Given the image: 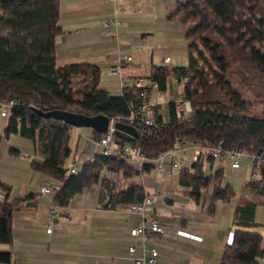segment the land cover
Listing matches in <instances>:
<instances>
[{"label": "trees", "instance_id": "trees-1", "mask_svg": "<svg viewBox=\"0 0 264 264\" xmlns=\"http://www.w3.org/2000/svg\"><path fill=\"white\" fill-rule=\"evenodd\" d=\"M167 18L180 20L185 28L187 63L152 65L148 77L158 89L174 77L181 84L180 97L190 101L191 113L178 116L171 100L167 121L155 109L153 125L131 122L138 135L131 141L115 136V142L127 143L153 159L175 140L196 143L197 158L179 168V190L202 204L208 200L210 210L217 201L233 199L235 190L225 182L222 166L212 170L214 158L208 146L261 155V162L252 165L256 174L241 186L243 195L233 211L232 240L224 246L220 263L262 264L264 237L251 228L258 225L257 204H264V0H175ZM61 31L59 0H0V99H16L6 116L3 136L18 132L31 142L40 160H31L30 165L60 181L52 198L54 206L60 207L96 183L102 171L133 175L139 169L122 158L99 153L78 172H71L64 161L73 126L35 109L104 113L122 120L136 105L140 90L133 83L123 85L119 95L101 89L99 67L90 62L57 65L55 43ZM146 90L150 95L151 89ZM94 134L100 138L102 133ZM151 166L145 163L142 169ZM0 186L9 188L4 182ZM36 196L29 192L0 200V243L11 244L13 211L34 207ZM146 197L150 194L142 183L132 181L126 190L109 186L104 205L125 208ZM10 260V250L0 249V262Z\"/></svg>", "mask_w": 264, "mask_h": 264}, {"label": "crops", "instance_id": "crops-1", "mask_svg": "<svg viewBox=\"0 0 264 264\" xmlns=\"http://www.w3.org/2000/svg\"><path fill=\"white\" fill-rule=\"evenodd\" d=\"M174 1L59 0L62 31L56 36V64L80 61L95 64L100 70L99 87L116 95L121 93L123 81L148 77L152 65L186 64L185 28L180 20L167 18ZM114 6L118 7L121 19L120 48L106 37L101 26V20ZM126 50L132 60L124 62L120 72H110L108 67L114 63L116 54ZM165 56H169L167 63ZM149 88L154 111L167 121L169 101L180 97L181 84L170 77L164 89ZM166 91L176 94L166 100L165 112L159 99ZM5 124L6 117L0 118V182L9 188L0 186V200L29 192L37 196L34 207L13 211L12 242L0 243V249L10 250L11 260L0 264H131L132 254L127 252L130 244L137 245L135 254H140L142 244L155 246L160 252L159 264H221L222 250L232 240L233 211L237 198L243 195L241 186L251 174H256L252 167L251 171L246 167L248 162L232 172L224 171V180L233 187L235 196L229 202L217 201L211 210L208 200L202 204L179 190V168L189 166L199 153L200 148L192 146L176 150L172 158L164 155L162 170L151 166L133 175L102 171L96 183L83 188L67 206L60 207L52 203L55 193H42L37 188L41 172L33 169L30 161L40 158L31 142L18 132L3 136ZM94 131L90 126L70 129V150L64 161L69 170L77 167L79 171L83 163L101 153L102 146ZM173 162L177 165L173 166ZM216 165L220 163L214 159L212 170ZM206 167H210L209 161ZM132 181H140L150 194L151 202L144 206L143 216L127 212L126 207L111 209L104 205L109 186L126 190ZM53 206L55 210L50 217ZM151 217L164 226L167 236L157 232L147 234L144 239L130 235L131 226ZM255 219L258 225L251 229L264 227V204H257ZM49 224L52 228L48 232ZM260 262L264 264V258Z\"/></svg>", "mask_w": 264, "mask_h": 264}, {"label": "built area", "instance_id": "built-area-1", "mask_svg": "<svg viewBox=\"0 0 264 264\" xmlns=\"http://www.w3.org/2000/svg\"><path fill=\"white\" fill-rule=\"evenodd\" d=\"M114 2V0H111ZM118 7L114 6L110 14L101 20V26L105 31V35L109 40H112L120 48L122 46L120 40V24L121 19L118 15ZM132 60V55L129 51H122L116 54L115 61L112 63L108 70L110 72L118 73L121 71L122 64L124 62H129ZM169 61V56L164 57V63ZM127 83H133L137 87H140L138 92V101L136 105L130 107L129 114L126 117H123L121 121L124 122H136L140 125L151 126L155 123L154 119V102L151 97L147 94V87H157V82L151 77H133L129 82L123 81L122 85ZM16 104V99L13 97L2 98L0 99V118H5L10 108ZM174 107L176 114L178 116H188L191 113V104L188 99H183L177 97L174 99ZM117 119L113 116H109L108 125L106 131L102 132L100 138H98V143L102 146L101 153L106 155H113L117 158H122L126 163L134 165L138 169H142L145 163H154L155 168L162 170L164 166V155H167L169 158H172L174 152L178 149H185L188 146L193 148H199V146L194 142L175 140L172 146L161 153L156 158H148L143 153H140L136 148H133L128 145H118L115 142V122ZM208 153L217 160L220 165L223 167L224 171L232 172L236 170L240 165L243 158L251 164H259L262 160V156L258 154L245 153L238 149H230L224 151L220 145L215 147L208 146ZM173 166H176V162L172 163ZM71 172H78L77 167H72ZM60 181L47 175L41 173L39 180L37 181V188L46 194H53L56 192L57 187L59 186ZM151 202L150 197H146L143 201L139 203H134L128 205L125 209L127 212H134L141 216L144 214V206ZM54 206L51 207L49 213H54ZM52 224H49L46 230L51 231ZM152 232H157L162 236H167L168 231L164 228L162 224L158 222L155 217H151L149 221L141 220L138 223L130 227L129 233L132 236H142L144 237ZM180 231H177V233ZM182 233V231H181ZM138 249L136 244H130L127 246V252L132 254V263L131 264H159L160 252L155 246H147L142 244L140 254H135Z\"/></svg>", "mask_w": 264, "mask_h": 264}, {"label": "water", "instance_id": "water-1", "mask_svg": "<svg viewBox=\"0 0 264 264\" xmlns=\"http://www.w3.org/2000/svg\"><path fill=\"white\" fill-rule=\"evenodd\" d=\"M35 110L43 116H53L54 118L61 119L72 126H90L100 133L106 131L109 120V115L104 113L90 115L84 112L64 109L42 111L41 109L36 108ZM115 134L120 138L131 141L138 135V129L132 123L117 120L115 122Z\"/></svg>", "mask_w": 264, "mask_h": 264}, {"label": "rangeland", "instance_id": "rangeland-1", "mask_svg": "<svg viewBox=\"0 0 264 264\" xmlns=\"http://www.w3.org/2000/svg\"><path fill=\"white\" fill-rule=\"evenodd\" d=\"M229 76L232 78V79H235V77L231 74V72H229ZM174 94H176V92H174V93H170V92H168V91H166V92H163V96H162V98L161 99H159V100H161L162 102H163V104H164V109H165V112H166V100L168 99V98H170V97H173L174 96ZM246 96L247 97H251V95H250V93H246ZM246 162H248L247 160H246V158H243V160L241 161V166L243 165V164H245ZM246 167H248V169H250V171H251V168L250 167H252V165L248 162L247 163V166ZM246 173L248 174L249 173V170H247L246 171ZM254 230H257V231H259V232H261L262 234H264V227L263 226H260V227H256V228H253Z\"/></svg>", "mask_w": 264, "mask_h": 264}]
</instances>
